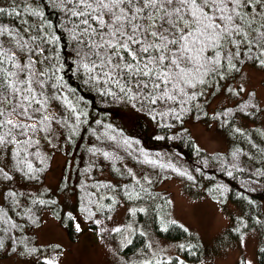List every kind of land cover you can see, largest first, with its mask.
Wrapping results in <instances>:
<instances>
[{"label": "trees", "instance_id": "16d2710c", "mask_svg": "<svg viewBox=\"0 0 264 264\" xmlns=\"http://www.w3.org/2000/svg\"><path fill=\"white\" fill-rule=\"evenodd\" d=\"M0 7L20 13L0 16V25L13 28L31 26L30 33H24L25 38L29 35L44 37L42 47L46 55L55 57L52 62L59 67L57 80L63 85L62 96L49 101L46 113L50 117H57V120L50 124L47 132L38 133L36 139L39 143L29 150L32 155L28 156L27 162L33 165L32 178L17 169L15 158L11 154L0 152V169L9 176H15L25 183L40 182L50 168V156L41 140L53 129H57L61 135L62 146L67 149L68 156L65 160L69 163L58 192L72 185V179L76 189V208L83 219L90 220L95 216L107 218L114 212L119 201L127 205L143 204L146 207L155 201V208L163 212L161 220L157 215L152 217V227L156 234L171 240L190 237L183 226L169 217L170 204L167 195L160 196V193L154 191L152 184L146 185L134 179L126 170L127 165L153 172L160 179L183 180L213 200L247 203L254 209L256 204L260 202V206L264 202V141L250 139L247 135L251 132L248 130L243 131V135H238L239 133L230 128L236 115L250 118L253 113L264 110V106H258L255 96H249L253 91H249L243 100L233 106L215 111L213 118L227 134L230 147L226 153L207 154L195 148L185 121L191 115L196 120L209 119L205 110L197 109L195 104L210 79L197 86L200 94L185 104L183 110L171 102L168 105H159L155 111H149L148 107H140L139 104L133 106L132 101L117 99L114 95H102L100 86L85 82L86 75L83 70L76 71L79 57L74 51L75 42L60 26L64 24L65 18L50 0H0ZM29 8H35L43 15H28ZM54 36L60 37V41L56 42ZM35 58L43 59L41 56ZM247 63L259 67L252 60L245 59L243 63L237 61L240 69ZM37 67L43 65L38 64ZM238 72L224 70L225 74ZM59 77L63 79L60 80ZM56 91L59 93L61 90ZM52 92L53 89L50 88L49 95ZM65 98L71 107L65 104ZM246 102L254 107L242 110L241 106ZM170 107L176 111L158 114L167 113ZM104 153H109V156L106 157ZM3 163L7 164L10 172L4 169ZM104 169H108L117 181L99 179L97 172ZM0 176L8 179L3 173ZM12 193L15 195H11ZM20 202L17 191L10 188L4 191L0 208L7 215L0 213V253L7 247V253L19 250L21 253L34 254L37 251L35 240L27 233V229L40 223V212L43 208H51L54 216L59 217L61 205L56 194L39 193L27 197L21 206ZM141 216L142 213H139V218ZM9 218L11 222L5 223ZM65 222L71 231L72 219L67 218ZM143 243L144 236L136 233L125 252ZM31 249L35 251H29ZM261 249L257 252L258 263L264 264V251ZM179 253V256L169 259L158 257L157 260L159 264H194L201 257L202 248L194 241Z\"/></svg>", "mask_w": 264, "mask_h": 264}, {"label": "snow or ice", "instance_id": "6c2138e0", "mask_svg": "<svg viewBox=\"0 0 264 264\" xmlns=\"http://www.w3.org/2000/svg\"><path fill=\"white\" fill-rule=\"evenodd\" d=\"M50 2L65 18L60 26L75 42L74 51L79 57L76 71L83 70L85 82L100 86L102 95L132 101L133 106L139 104L149 111L170 102L183 110L200 94L198 85L217 75L223 78L225 69L240 71L237 61L252 60L264 68V0ZM6 13L20 15L14 9L0 7V16ZM27 14L43 15L35 8L27 9ZM30 31L31 26L0 25V152L11 154L17 169L32 178L33 165L27 162L32 155L29 150L39 143L38 133L47 132L57 120L46 113L49 101L62 96L63 85L57 80L59 67L52 62L55 57L46 55L42 47L44 37L25 38L24 33ZM53 39L60 41L58 36ZM37 56L43 59L38 60ZM57 89L61 91L57 93ZM249 96L254 97L255 93ZM65 104L71 107L66 98ZM248 107L254 105L246 102L241 109ZM175 111L170 107L167 113L158 114ZM0 173L11 179L3 169ZM0 213L7 215L3 208ZM10 222V218L5 221ZM75 228L77 232L81 230L79 224ZM45 264L50 262L46 260ZM135 264L159 261L153 252L152 259Z\"/></svg>", "mask_w": 264, "mask_h": 264}, {"label": "rangeland", "instance_id": "374dc122", "mask_svg": "<svg viewBox=\"0 0 264 264\" xmlns=\"http://www.w3.org/2000/svg\"><path fill=\"white\" fill-rule=\"evenodd\" d=\"M249 91L255 93L258 106H264V68L250 63L244 64L237 74L227 73L223 78L217 75L207 82L195 106L197 109L203 108L209 119L196 120L191 115L185 121L195 148L207 154L226 153L229 150L228 136L213 114L218 109L243 100ZM230 128L238 135L248 130L251 132L247 135L250 139L264 141V110L253 113L250 118L236 115ZM41 141L50 156L49 171L38 183H25L15 176L11 179L0 176V204L8 188L20 194V206L29 196L49 192L57 195L61 205L59 217L54 216L51 208H43L40 224L27 229V233L34 237L37 251L34 254L19 250L7 253L5 247L0 253V264H41L46 260L50 264H135L136 261L152 259L153 252L156 258L179 256L181 249L194 241L202 248L201 257L194 264H259L257 252L264 248V202L260 206V202L256 204L254 209L247 203L213 200L183 180L160 179L153 172L127 165L126 170L134 179L146 185L152 184L160 196L167 195L169 217L183 226L190 237L171 240L156 234L152 217L157 215L161 220L163 212L155 208V201L147 207L119 201L107 218L95 216L86 220L77 211L76 189L72 179L73 186L68 185L58 192L69 164L65 160L68 153L66 147L62 146L60 132L53 129ZM3 167L10 172L6 163H3ZM97 176L99 179L117 181L108 169L97 172ZM139 213H142L141 218ZM67 218L72 219L71 231L65 222ZM76 224L80 225L79 232L76 231ZM117 228L121 231H115ZM136 233H143L144 243L125 252L130 244L128 241H132Z\"/></svg>", "mask_w": 264, "mask_h": 264}]
</instances>
